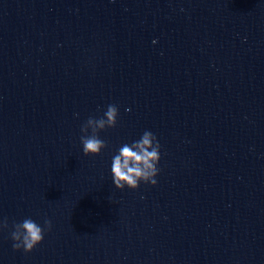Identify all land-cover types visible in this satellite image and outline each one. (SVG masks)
Masks as SVG:
<instances>
[{"label":"water","instance_id":"obj_1","mask_svg":"<svg viewBox=\"0 0 264 264\" xmlns=\"http://www.w3.org/2000/svg\"><path fill=\"white\" fill-rule=\"evenodd\" d=\"M146 130L157 184L115 188ZM25 218L52 222L29 253ZM5 219L0 264H264V0H0Z\"/></svg>","mask_w":264,"mask_h":264},{"label":"clouds","instance_id":"obj_2","mask_svg":"<svg viewBox=\"0 0 264 264\" xmlns=\"http://www.w3.org/2000/svg\"><path fill=\"white\" fill-rule=\"evenodd\" d=\"M183 10V9H182ZM119 110L115 104L107 106L100 118L89 117L82 125L80 137L85 156H95L107 147L104 140L99 137V132L106 128H114L117 124ZM161 145L158 138L151 131H144L142 136L131 144H123L111 161V174L115 188L123 190L137 189L141 182L155 186L157 175L160 171L158 165L161 159ZM7 219L0 223V230L8 229ZM52 222L45 219L43 227L32 220L25 218L22 222L12 225L11 239L13 249L25 253L33 251L43 239L46 231H51Z\"/></svg>","mask_w":264,"mask_h":264}]
</instances>
